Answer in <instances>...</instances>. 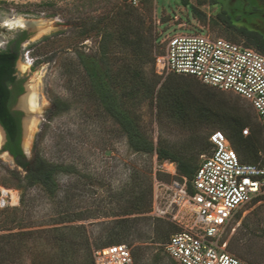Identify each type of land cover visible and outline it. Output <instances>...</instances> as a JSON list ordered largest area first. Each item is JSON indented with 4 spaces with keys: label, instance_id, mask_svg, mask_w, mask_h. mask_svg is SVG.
Segmentation results:
<instances>
[{
    "label": "rangeland",
    "instance_id": "rangeland-1",
    "mask_svg": "<svg viewBox=\"0 0 264 264\" xmlns=\"http://www.w3.org/2000/svg\"><path fill=\"white\" fill-rule=\"evenodd\" d=\"M183 1H133L145 17L135 33L148 35L134 48L124 38L122 0H0V47L27 32L16 62L22 90L13 106L21 111V145L31 114L24 104L29 87L38 91L43 107L24 153L26 166L8 155L6 136L0 142V191L12 189L19 196L16 204L0 205V225L6 221L8 227L0 234L30 232L14 264H54L59 248L53 235L61 230L77 242L71 264L85 263L87 254L113 242L142 254L140 264H155L157 253L163 264H178L165 243L173 233L191 229L194 219L172 204L168 185L174 176L161 171L166 160L131 148L107 110L110 100L155 146L192 154L199 162L211 150L205 144L210 134L226 135L233 116L250 110L260 135L255 141L247 137L246 149L236 151L247 160L257 144L253 162L264 164V127L248 100L156 67L174 34L209 33L246 45L221 12L264 37V0ZM39 20L50 21L47 33L19 25ZM245 129L252 132L251 125ZM36 159L58 166L53 193L28 184ZM221 239L236 256L264 264V192L236 212Z\"/></svg>",
    "mask_w": 264,
    "mask_h": 264
},
{
    "label": "built area",
    "instance_id": "built-area-1",
    "mask_svg": "<svg viewBox=\"0 0 264 264\" xmlns=\"http://www.w3.org/2000/svg\"><path fill=\"white\" fill-rule=\"evenodd\" d=\"M156 67L240 95L264 127V54L255 48L209 33L174 34ZM209 141L211 150L191 179L178 178L174 162L161 164L162 172L174 176L168 185L172 204L194 219L191 229L170 236L165 251L179 264H252L228 251L221 238L236 212L264 192V164L242 162L222 131L212 132ZM93 259L95 264H134L124 242L95 249Z\"/></svg>",
    "mask_w": 264,
    "mask_h": 264
},
{
    "label": "trees",
    "instance_id": "trees-1",
    "mask_svg": "<svg viewBox=\"0 0 264 264\" xmlns=\"http://www.w3.org/2000/svg\"><path fill=\"white\" fill-rule=\"evenodd\" d=\"M122 1L124 6V10L122 11L124 15L122 21L124 23V28H125L123 31L124 38L126 42L130 43L131 46L137 48L143 38L145 39L148 38V35L143 34L144 31L141 33L140 32L135 33V31L139 30L140 24L144 23L145 17L144 15L139 14L138 9L132 4V2L135 0H122ZM183 2L187 4V0H184ZM219 17L228 26L233 27L237 30L239 35H241L242 38L245 40L246 46L253 47L264 54V39L261 33H259L256 30L249 29L245 26L234 25L230 21L229 16L225 15V12H221L219 14ZM45 39H47V37ZM17 59H18L17 54L10 52V50L0 51V123L2 124V126L4 127L7 133V141H6L5 149H7L12 154L18 165L26 166L25 154L21 147V127L19 122L20 118L19 116L13 115L9 109V103L12 100V94H13V91L9 88V85L15 82V76L13 75V72ZM173 74H178V73H173ZM179 75L194 77L188 74H179ZM108 94H110L109 91ZM107 110L112 115V117L120 124L121 128L123 129L127 137L128 143L130 144L133 150L139 152H145V153L156 152L160 159L169 160L171 162L176 163L177 177L180 179H183L184 177L191 179L194 176L200 164L196 156L192 154L180 155L176 152L170 151L169 149L163 146H155L151 140L147 139L140 133L134 121L127 114L118 110L115 107L114 102L111 100L110 102H108ZM252 118H253L252 111L241 110L240 112H238L236 115L233 116L231 123L229 124V126H227L225 136L228 138L231 145L233 147L234 146L236 147L234 148L235 150L237 149L240 152L244 151L246 149L245 145L249 141V138L248 139L246 138L250 137L251 140L255 141L257 136L260 135L261 127L255 124ZM250 125L252 126V132L249 130V133L247 135L244 134L243 130L246 128V126H250ZM261 126L263 125L261 124ZM205 144H209L211 147L210 141L208 142V140H205ZM255 147H256L255 150L256 152L252 153L250 156L248 155L247 160L242 159L239 153L236 151L240 157V160L246 163H254L253 161L257 157L256 153H258L259 150L257 149L258 148L257 144ZM57 169H58L57 165L47 163L44 160L36 159L34 163L31 165V167H29V171L27 172L28 184L29 185L35 183L41 184L44 187H46V189L50 193H53L56 187L55 174L57 172ZM4 222L6 221L2 222V225H0V230H5L8 228L7 226H4ZM58 230L59 229H57V231ZM129 231H131V228L128 229V232ZM59 232L60 233L58 234L55 233L53 235L54 242L58 245L59 248L58 253L53 259V261L55 262L54 264H71L74 261L73 256L77 255V251H76L77 249L75 248L77 242L75 240V236L71 235L70 232L67 233V231L61 230ZM29 233L30 232L22 231L18 233L8 232V233L0 234V264H14V262H16V259L18 257H21V255L20 256L17 255L21 254L20 247L23 245L22 243L23 238ZM138 237H141L140 233H138ZM158 238L164 240L165 235L160 234ZM153 242L160 243V241H153ZM113 243H119V242H113ZM131 251H132L134 264H140L141 263L140 259L143 258L142 254H140L137 250H133V248H131ZM154 262L155 264H163L158 253L155 254L154 256ZM83 264H95L93 259V254L92 255L87 254V258L85 257V263Z\"/></svg>",
    "mask_w": 264,
    "mask_h": 264
},
{
    "label": "bare ground",
    "instance_id": "bare-ground-1",
    "mask_svg": "<svg viewBox=\"0 0 264 264\" xmlns=\"http://www.w3.org/2000/svg\"><path fill=\"white\" fill-rule=\"evenodd\" d=\"M50 22V21H49ZM45 20H39L33 23H29L25 21V24L23 21L19 22V25L29 26L31 29H35L38 33V35L47 33L51 29L50 23ZM31 86V85H30ZM25 107L28 111H30V117L28 119L27 123V131L29 137H31L32 132L35 128L37 119L40 117L41 110H42V104L41 99L38 95V91H36L35 87H29V92L25 97L24 100ZM2 130L0 129V142L3 139ZM29 141V140H28ZM28 144V143H27ZM28 149V145L26 146ZM19 196L18 193L12 189L8 188H2L0 191V205H5L6 203H12L16 204L18 203Z\"/></svg>",
    "mask_w": 264,
    "mask_h": 264
},
{
    "label": "flooded vegetation",
    "instance_id": "flooded-vegetation-1",
    "mask_svg": "<svg viewBox=\"0 0 264 264\" xmlns=\"http://www.w3.org/2000/svg\"><path fill=\"white\" fill-rule=\"evenodd\" d=\"M264 18V15H263ZM27 39V32L23 31L20 32L18 34H16L14 37L9 38L6 45L0 48V51H4V50H10V52L17 54V56L19 57L21 48L23 43L25 42V40ZM264 39V37H263ZM17 62V61H16ZM16 63H15V67H14V72L13 75L15 76V82L13 84L9 85V88L13 91L12 94V100L9 103V109L11 111V113L15 116H19L20 118V127L22 126L21 124V111L14 109V100L16 98V96L19 94V92H21L22 90V83L21 81L18 79L17 74H16ZM21 88V90H20ZM12 155V154H11Z\"/></svg>",
    "mask_w": 264,
    "mask_h": 264
},
{
    "label": "water",
    "instance_id": "water-1",
    "mask_svg": "<svg viewBox=\"0 0 264 264\" xmlns=\"http://www.w3.org/2000/svg\"><path fill=\"white\" fill-rule=\"evenodd\" d=\"M0 129L2 130L4 136H6V140H7V133H6V130L4 129V127L2 126V124L0 123ZM23 134H24V142H22V150L24 153H26L27 151V143H28V140L30 139L29 135H28V131H27V125L23 127ZM5 138V137H4ZM8 155L14 160V157L11 155L10 152H8Z\"/></svg>",
    "mask_w": 264,
    "mask_h": 264
}]
</instances>
